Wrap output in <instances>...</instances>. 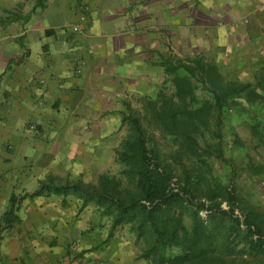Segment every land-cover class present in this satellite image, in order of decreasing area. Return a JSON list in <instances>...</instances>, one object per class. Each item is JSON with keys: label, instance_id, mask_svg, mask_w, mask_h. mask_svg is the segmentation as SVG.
Listing matches in <instances>:
<instances>
[{"label": "crops", "instance_id": "1", "mask_svg": "<svg viewBox=\"0 0 264 264\" xmlns=\"http://www.w3.org/2000/svg\"><path fill=\"white\" fill-rule=\"evenodd\" d=\"M261 18L264 0H0V219L15 197L20 221L0 264H118L116 239L94 250L107 219L58 188L114 171L126 94L178 34L237 48L263 34Z\"/></svg>", "mask_w": 264, "mask_h": 264}, {"label": "trees", "instance_id": "2", "mask_svg": "<svg viewBox=\"0 0 264 264\" xmlns=\"http://www.w3.org/2000/svg\"><path fill=\"white\" fill-rule=\"evenodd\" d=\"M165 62L162 67L169 77L165 84L169 83L172 91L169 95L160 91L145 109L156 131L177 144L175 167L146 137L135 116H123L129 132L115 150L114 159L122 167L123 179L104 174L94 185L79 182L59 187L58 191L77 194L81 208L93 202L101 217L111 219L108 236L94 250H101L117 228L130 225L138 237L150 239L143 256H152L154 264H214L217 252L226 257L233 253H264V223L259 211L239 209L234 191L224 185H211L204 171L210 166L211 154L223 161L219 143L203 144L211 122L219 127L223 110L235 98L250 97V86L225 81L215 65L202 59L190 64ZM44 188L26 197L39 196ZM202 198L211 205L206 206ZM18 201L12 197L0 219V242L3 234L20 222L16 215ZM221 202L226 203L227 210L220 207ZM236 206L243 222L234 215ZM201 211L208 213L205 220L199 216ZM186 214L190 228L184 222Z\"/></svg>", "mask_w": 264, "mask_h": 264}, {"label": "rangeland", "instance_id": "3", "mask_svg": "<svg viewBox=\"0 0 264 264\" xmlns=\"http://www.w3.org/2000/svg\"><path fill=\"white\" fill-rule=\"evenodd\" d=\"M260 21H264V18ZM244 23L248 26V21ZM262 33L257 34L255 36L257 41L249 45L246 43L245 46H239V42L233 44L231 41L233 45L239 46L238 49L234 46L229 47L224 44L225 42L222 43L224 46L216 47L214 38L208 36L205 39L199 32L194 31L190 35L191 43L188 44L185 43L183 35L178 34L179 38L174 43L170 55L162 57L159 61L160 67L153 71V76H148L153 79L144 84L137 82L135 89L132 87L128 90L121 122L123 116H135L140 121L146 137L157 144L161 156L171 167H175L173 161L176 157L177 144L169 138L165 139L156 131L147 118L145 109L148 101H154L160 91L167 95L172 91L170 84H165L169 79L162 67L165 61H170L171 64L178 61L190 64L195 59H202L205 63L215 65L225 81L248 84L251 96L243 95L235 98L223 110L220 126H214L212 121L204 143L201 141L204 145L210 146L219 143L223 152V161L217 159L215 153L211 154L210 166L204 171L207 172L206 179L211 185H224L232 189L239 201V209L259 211L264 223V41L262 40L264 29ZM137 76H140V73H137ZM122 125L125 128V138L129 132V124L126 121V123L122 122ZM202 143L201 147H203ZM189 165L192 163H188ZM121 170L122 167L115 163L114 171L107 174L123 179ZM178 175L179 172L175 171V177ZM173 183L177 184L176 179H173ZM201 201H204L206 206L211 205L203 198ZM220 207L227 210L225 202H221ZM239 209L236 206L234 215L243 222ZM207 215L206 211L199 213L203 220ZM106 219L110 231L111 219ZM184 222L186 227L190 228L191 220L187 214L184 216ZM112 238L117 240V247L123 248L126 252L120 257L121 261H118V264H154L152 256L149 258L143 256L150 239L145 236L138 237L137 232L132 230L130 225L117 228ZM223 255L217 252L215 256L218 260L214 264H264V253L257 255L245 252L233 253L227 257Z\"/></svg>", "mask_w": 264, "mask_h": 264}, {"label": "built area", "instance_id": "4", "mask_svg": "<svg viewBox=\"0 0 264 264\" xmlns=\"http://www.w3.org/2000/svg\"><path fill=\"white\" fill-rule=\"evenodd\" d=\"M81 9H82V10H81L82 15L85 16V15L87 14V12H88L87 8H86V7H82ZM79 30H80V28H79L78 25H75V26L73 27V32H78ZM80 65H82V64L80 63ZM76 72H77V73H80V69H77ZM29 129H30V130H34V126H30Z\"/></svg>", "mask_w": 264, "mask_h": 264}]
</instances>
